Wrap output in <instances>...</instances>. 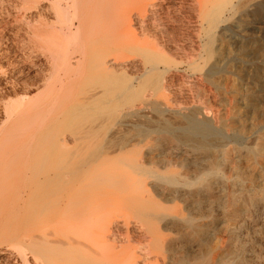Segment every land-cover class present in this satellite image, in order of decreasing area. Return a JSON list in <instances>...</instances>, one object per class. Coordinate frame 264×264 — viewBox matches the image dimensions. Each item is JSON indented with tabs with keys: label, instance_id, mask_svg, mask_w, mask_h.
<instances>
[{
	"label": "bare ground",
	"instance_id": "1",
	"mask_svg": "<svg viewBox=\"0 0 264 264\" xmlns=\"http://www.w3.org/2000/svg\"><path fill=\"white\" fill-rule=\"evenodd\" d=\"M38 1L0 21V217H22L0 241V264H196L191 247L174 255L162 226L207 246L209 224L161 203L210 205L214 177L239 158L228 129L244 133L249 103V126L264 125V98L229 72L242 45L225 40L233 28L264 32V0H187L172 11L162 5L171 0H52L50 31L32 29L48 70L17 15ZM180 71L193 82H178ZM206 85L240 97L231 119L213 111ZM51 127L54 161L8 157L25 133Z\"/></svg>",
	"mask_w": 264,
	"mask_h": 264
},
{
	"label": "rangeland",
	"instance_id": "2",
	"mask_svg": "<svg viewBox=\"0 0 264 264\" xmlns=\"http://www.w3.org/2000/svg\"><path fill=\"white\" fill-rule=\"evenodd\" d=\"M22 1L23 0H2L3 5L1 4L2 6L0 7V10H2L0 12V21L4 18V10L6 12L10 11L12 5L22 3ZM51 3L52 0H40L33 6H26L25 9L17 13V15H20L22 18V20L20 18L21 27H24V29L26 27V34L22 36L23 39L31 40L34 49L38 51L41 56L43 54L45 55L42 57L40 56L39 60L41 68H44V70H48V52L43 43L33 37L32 29L38 28L39 26L42 33L50 31V25L54 24V10L51 9ZM183 3L188 2L187 0H171L168 2L163 1L162 5L165 9L169 8L172 11ZM184 6L189 7L185 4ZM166 28H168V30L171 28L172 31V27ZM190 28L192 29V27ZM183 31L186 32L185 30ZM225 37V40L232 47H239L242 45L241 47L245 54V59L243 61H238L236 54H232V56L229 57V59L232 60L231 65L234 67L232 70H229V72L232 71V74H235L236 78L237 73H239V80L242 81L243 84L249 86L251 91L258 90V95L264 98V51L261 52V49H264V32H256L248 26L243 32H239L237 29L234 30L233 28V31L228 32ZM33 40H35L37 44H35ZM40 52H42V54ZM223 68H226L224 61L220 63V74H218L217 77L223 75ZM181 72L182 71L179 72L180 74L178 73L176 75L178 82H180L179 78L181 76H183L182 80L193 82L192 79L186 78L185 74ZM255 74L258 75V79H256L257 77ZM217 80L218 82L221 81L220 79ZM3 82L4 81L0 79V84ZM206 88V91L210 89L209 92L212 95L207 92L209 101L213 106V111H215L216 114L218 113V116L231 119L234 106L237 105L238 107H242L240 97L228 95V97L226 96L227 100H225V96L219 88L211 87V85L209 87L206 85ZM251 91L248 92V96H251ZM30 92L28 93L29 99L36 100L40 98L41 90H32ZM16 100L17 99H10L9 101ZM248 105L249 106L243 110V113L246 115V120H243L244 125H246L244 133L238 135L237 130L228 129V134H231L230 139L232 144H239V147L235 149L239 158L234 162L236 164L235 167H227L224 169L225 175L214 177L213 180H215L214 182L217 188L210 195L212 198L211 204L201 206V208L198 209L191 204L188 198L183 196L170 202H166L167 199H164L166 203H161L164 207L170 208L173 212H178L181 215L180 217H193L199 224H209V226L207 225L208 228L205 227L208 230V234H206L208 248L198 243H193L188 246V241H184V243L183 241H179L181 240L182 233L188 232L187 229L181 228V226L180 228L162 226L163 231L162 229L161 231L164 232V236L166 235L169 240L173 239V241H171L173 247H171L175 256L179 255L180 251L184 248L187 249L191 247L189 250L190 253H188L190 257L188 259L191 258L193 262L196 261V264H207L210 261H214L217 264H264V150H258L259 144L264 140V125L255 128L249 126L251 123L249 118V113L251 111L250 106H252L253 103H249ZM51 126L53 125L51 124ZM47 127H50V125ZM33 131L25 133V139L29 141L24 146H17V144L9 146L10 153L8 157L16 156V159L23 161L28 160V158L29 161H33L37 159V157L41 160L43 157L42 159L50 158L54 161V145L51 144L54 143V141L52 142V140H54V137H52L54 136V133L52 134V132H54L52 127L48 128L47 131L43 130L42 133L38 131V129ZM17 134L18 133L14 134V136L16 137ZM47 134H49L48 137ZM40 137H42L43 140L40 139ZM45 137H47V139ZM48 139L51 140V142L48 141ZM44 140L47 141L44 142ZM15 147L16 149L13 151ZM13 152H16L14 156ZM167 153L169 152L165 151L162 152L161 155H166ZM24 155H27V157H23ZM34 157L36 158L34 159ZM261 159L263 160L260 161ZM200 166L202 169L206 168V161L200 163ZM21 220L22 217L19 215L13 217L9 221L6 218L0 217V241H7L9 239H7L8 234H10L12 228L20 225ZM171 255L172 253L170 256Z\"/></svg>",
	"mask_w": 264,
	"mask_h": 264
}]
</instances>
